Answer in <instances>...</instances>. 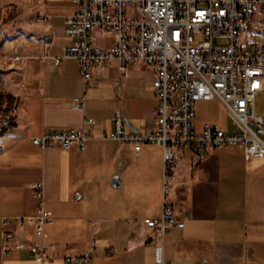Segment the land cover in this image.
Instances as JSON below:
<instances>
[{
    "label": "crops",
    "instance_id": "obj_1",
    "mask_svg": "<svg viewBox=\"0 0 264 264\" xmlns=\"http://www.w3.org/2000/svg\"><path fill=\"white\" fill-rule=\"evenodd\" d=\"M8 6L0 15L15 11L18 26L0 48V96L10 117L0 124V264H77L63 255L86 250L92 252L89 264H156L159 238L147 221L162 213L163 149L147 144L136 152L131 144L105 137L119 105L129 131L156 130L155 72L132 65L121 76L113 64L94 69L97 86L86 88L76 59L54 63L43 58L63 55L71 42L65 20L77 3L11 0ZM254 31V40L264 43V33ZM106 38L111 42L102 41ZM48 39L52 45H45ZM96 42L111 46L114 38L98 32ZM16 54L22 60H15ZM82 95L86 107L74 108V98ZM228 113L220 100L199 102L197 130L218 124L238 132L228 124ZM86 118L95 123L86 124ZM82 127L92 134L85 148L42 149L31 141L49 130ZM35 182H44L45 205L54 213L45 233L62 249L54 261L40 262L28 249L3 250L1 217L38 212ZM174 184L172 198L184 225L163 238L167 264H264V156L247 161L237 146L198 153L195 144L185 145L179 149ZM18 234L38 241L28 228H18Z\"/></svg>",
    "mask_w": 264,
    "mask_h": 264
},
{
    "label": "built area",
    "instance_id": "obj_2",
    "mask_svg": "<svg viewBox=\"0 0 264 264\" xmlns=\"http://www.w3.org/2000/svg\"><path fill=\"white\" fill-rule=\"evenodd\" d=\"M77 11L65 20V34L71 42L61 56H43L51 62L76 59L86 88L97 86L94 69L117 64L121 76L132 65H144L155 72L153 81L158 106L153 113L155 131L127 129L122 107L115 108L112 128L105 137L134 146L140 152L147 144L163 149L164 200L162 213L149 219L147 226L157 235L155 263L167 264L163 238L173 227L184 225L174 201V168L179 149L195 144L202 153L225 146L243 149L250 161L264 156V114L256 111L257 94L264 89V43L254 40L253 31L264 33V0H73ZM111 35V46L97 45L96 34ZM45 45H52L50 39ZM15 60H22L19 54ZM2 69H0L1 71ZM121 98V78L115 81ZM220 100L227 108L238 132L209 124L196 128L201 101ZM83 110L86 96L73 100ZM94 124V118H86ZM92 134L85 127L49 130L31 141L42 149L58 146L85 148ZM40 201L32 215L1 217L4 252L28 249L40 262L62 256L59 242L46 240L54 213L45 205V184L31 185ZM18 228H28L36 242L22 239ZM66 261L89 264L91 250L63 255Z\"/></svg>",
    "mask_w": 264,
    "mask_h": 264
},
{
    "label": "rangeland",
    "instance_id": "obj_3",
    "mask_svg": "<svg viewBox=\"0 0 264 264\" xmlns=\"http://www.w3.org/2000/svg\"><path fill=\"white\" fill-rule=\"evenodd\" d=\"M10 1L11 0H0V9H2L4 7L5 8L9 7L8 3ZM2 12H3V9H2ZM17 17H18V15L16 14L15 11L14 12L9 11L4 15H0V32L5 34V38L2 37L3 35H0V48H4L3 45L5 44V42L8 39V34L14 32L15 28L18 26ZM253 35L256 37L255 31H253ZM102 41L103 42H111V38L102 39ZM2 55H4V54H0V56H2ZM256 105H257V107H256L257 113L258 114L263 113L264 112V89L257 94ZM8 110H9V106L7 105V108L3 109L0 117L1 116L2 117L8 116V114H9ZM9 118L10 117H7L6 119L9 120ZM227 119H228L227 122L231 126V128L236 129L234 121L231 118V116L229 115V113H228ZM0 126H2V125H0Z\"/></svg>",
    "mask_w": 264,
    "mask_h": 264
},
{
    "label": "trees",
    "instance_id": "obj_4",
    "mask_svg": "<svg viewBox=\"0 0 264 264\" xmlns=\"http://www.w3.org/2000/svg\"><path fill=\"white\" fill-rule=\"evenodd\" d=\"M7 98V100L8 101H11L12 102V98L10 97V96H7L6 97ZM4 105H5V97H3V96H0V115H1V113H2V111H3V109H4ZM5 117H0V124H3V123H5Z\"/></svg>",
    "mask_w": 264,
    "mask_h": 264
}]
</instances>
